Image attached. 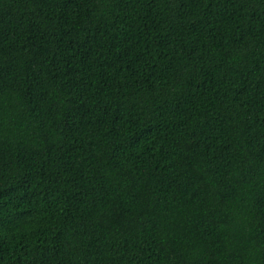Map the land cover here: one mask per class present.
<instances>
[{
    "label": "trees",
    "instance_id": "trees-1",
    "mask_svg": "<svg viewBox=\"0 0 264 264\" xmlns=\"http://www.w3.org/2000/svg\"><path fill=\"white\" fill-rule=\"evenodd\" d=\"M0 264H264V0H0Z\"/></svg>",
    "mask_w": 264,
    "mask_h": 264
}]
</instances>
